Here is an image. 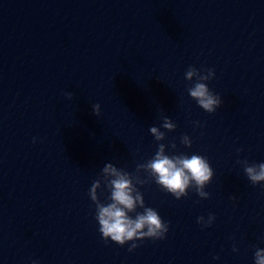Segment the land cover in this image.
<instances>
[{
  "label": "clouds",
  "instance_id": "obj_1",
  "mask_svg": "<svg viewBox=\"0 0 264 264\" xmlns=\"http://www.w3.org/2000/svg\"><path fill=\"white\" fill-rule=\"evenodd\" d=\"M215 76L214 69L200 70L189 66L185 72V79L193 82L187 88L189 96L197 105L207 113H214L221 107L223 101L220 95L213 93L207 84ZM72 99L74 93L66 94ZM93 114L99 117L100 105L92 106ZM160 127L149 128L151 135L157 142V151L154 156L144 163H138L134 173L123 168H118L112 163H107L89 189L88 195L96 209L95 219L98 221L99 232L105 241L109 239L120 245L132 242L128 251L131 252L140 245L136 241L144 239L161 240L169 231V223L164 221L159 212L145 205L143 193L137 187L150 182H155L163 191L170 193L177 200L188 195L189 189H194L201 199H208L210 194L205 187L212 181L213 168L208 159L199 154L187 155L185 153L168 155L166 145L160 143L166 139L167 132L174 131L176 124L167 116H162ZM196 124L199 126V122ZM161 127L165 131H161ZM180 142L191 147L192 141L188 135H183ZM172 149L176 144L170 145ZM237 151H240L239 149ZM244 173L252 185L264 182V162L249 163L248 160H238ZM141 172L145 173L144 178ZM107 190V203L100 197ZM234 198V197H233ZM198 203V201H197ZM143 211H137V209ZM135 213V215H130ZM215 220L214 214H209L207 220L203 216L197 217V223L202 228L211 227ZM233 251L238 249L233 247ZM219 259V257H214ZM255 264H264V248H257L254 252ZM32 264H38L33 261Z\"/></svg>",
  "mask_w": 264,
  "mask_h": 264
}]
</instances>
